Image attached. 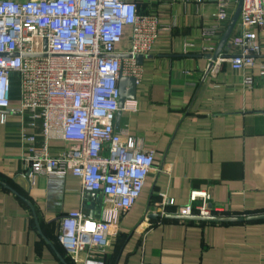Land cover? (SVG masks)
I'll return each instance as SVG.
<instances>
[{
    "label": "crops",
    "instance_id": "0c3cea01",
    "mask_svg": "<svg viewBox=\"0 0 264 264\" xmlns=\"http://www.w3.org/2000/svg\"><path fill=\"white\" fill-rule=\"evenodd\" d=\"M140 6L156 12L163 28L153 49L141 61L136 57V99L116 128L154 151L155 164L134 207L119 211L118 235L95 256L104 264H264V220L153 217L163 195L187 205L193 189L208 191L226 216L264 214V77L258 67L234 71L228 62L216 75L208 73L205 47H218L222 37L204 40L202 28L216 23V0H142ZM259 36L264 58V30ZM129 47L126 38L117 49ZM27 122L16 113L3 122L0 113V264H76L59 243L61 219L78 211L99 217L102 196L86 192L72 174L41 176L31 188L22 130L37 135L39 148L45 141L40 127ZM69 146L49 141L55 156Z\"/></svg>",
    "mask_w": 264,
    "mask_h": 264
},
{
    "label": "built area",
    "instance_id": "2783aa9c",
    "mask_svg": "<svg viewBox=\"0 0 264 264\" xmlns=\"http://www.w3.org/2000/svg\"><path fill=\"white\" fill-rule=\"evenodd\" d=\"M142 0H0V113L27 118L45 141L22 130L24 175L31 188L41 176L72 174L86 192L100 194L99 217L83 211L61 219L58 240L76 264H104V252L118 235L119 211L131 210L154 169L155 152L138 137L116 128L122 76L140 81L136 57L149 53L163 24L156 12L142 10ZM202 5L205 0H192ZM239 0H216L215 24L203 25L202 38H221ZM264 0H243L239 20L226 49L208 73L216 75L224 62L234 71L258 67L264 77ZM130 41L126 51L118 45ZM190 44V43H188ZM215 44L205 47L213 55ZM20 81V104L12 105V87ZM70 144L61 155L50 153L49 141ZM206 190L193 189L187 205L163 195L159 216H226ZM83 255H85L83 257Z\"/></svg>",
    "mask_w": 264,
    "mask_h": 264
},
{
    "label": "water",
    "instance_id": "95a60500",
    "mask_svg": "<svg viewBox=\"0 0 264 264\" xmlns=\"http://www.w3.org/2000/svg\"><path fill=\"white\" fill-rule=\"evenodd\" d=\"M243 7V0H239L238 8L230 21L229 26L227 27L224 35L221 38V41L213 55L208 54L207 57L212 59L213 61L217 60V58L222 54V52L226 49V45L235 30L237 22L240 17V13ZM137 59L141 61L142 57L138 56ZM119 90H120V107L123 108L126 101H132L136 99L137 94V84L135 77H127L122 76L119 80ZM121 118V111L117 114L116 127L119 124ZM5 187H8L4 184ZM153 217L157 218L159 215H153ZM166 219L172 220H181V221H198V222H220V223H230V222H242V221H258L264 220V214L259 215H251L247 217H238V216H213V217H202L197 215H176V214H168L165 217Z\"/></svg>",
    "mask_w": 264,
    "mask_h": 264
},
{
    "label": "rangeland",
    "instance_id": "374dc122",
    "mask_svg": "<svg viewBox=\"0 0 264 264\" xmlns=\"http://www.w3.org/2000/svg\"><path fill=\"white\" fill-rule=\"evenodd\" d=\"M13 86H14L13 88L17 89L19 91V93H20V81H19L18 78L14 80Z\"/></svg>",
    "mask_w": 264,
    "mask_h": 264
}]
</instances>
